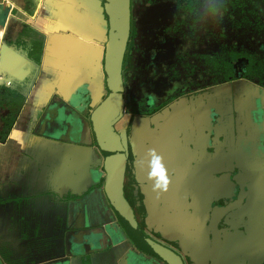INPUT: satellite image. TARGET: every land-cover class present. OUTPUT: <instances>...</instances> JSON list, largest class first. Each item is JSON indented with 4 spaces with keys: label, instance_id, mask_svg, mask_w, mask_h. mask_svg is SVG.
<instances>
[{
    "label": "crops",
    "instance_id": "0c3cea01",
    "mask_svg": "<svg viewBox=\"0 0 264 264\" xmlns=\"http://www.w3.org/2000/svg\"><path fill=\"white\" fill-rule=\"evenodd\" d=\"M108 27L104 0H0V38L6 39L0 44V81L18 78L6 84L25 96L7 136L0 138V196H54L48 208L40 207L42 216L33 214L25 223L28 236L0 253L1 260L171 264L134 241L140 231L166 253H179L185 264H212L205 226L221 193H232V173L240 169L256 181L252 199L239 211L242 220L224 228L230 232L213 264H264V85L237 72L212 90L172 101L161 113H126L117 120L115 131L128 155L119 199L124 204L117 211L101 184L105 160L91 120L92 109L107 95ZM13 129L24 132L23 146L9 138ZM149 149L163 156L172 179L159 198L147 175ZM73 200L80 203L69 216ZM40 201L33 203V213ZM252 206L261 215L244 221ZM46 209L66 224L47 220ZM58 228L67 229L62 247L59 237L45 233Z\"/></svg>",
    "mask_w": 264,
    "mask_h": 264
},
{
    "label": "flooded vegetation",
    "instance_id": "af4514ba",
    "mask_svg": "<svg viewBox=\"0 0 264 264\" xmlns=\"http://www.w3.org/2000/svg\"><path fill=\"white\" fill-rule=\"evenodd\" d=\"M249 1L130 0L131 27L122 65L125 102L118 120L126 113L148 116L161 113L172 101L186 94L196 95L203 90H212L219 83L234 79L238 76L237 72L242 77L264 85V0H251L252 5ZM232 31L254 32L241 40L236 39L237 33L232 36ZM221 53L225 56L231 55L228 59L233 69L231 74L222 78ZM256 66L260 76L252 70ZM0 108V138L3 139L8 134L4 131V120L9 107L3 104ZM255 159L254 151L251 160L254 162ZM255 165L251 163V168ZM253 173L254 170L251 171L252 175ZM232 175V193H221L205 226V232L212 241V248L207 246L205 250L210 254L212 264L221 242L227 239L230 232L224 228L229 229L228 224L233 223V220H242L239 219V211L242 210L243 203L251 201L252 183L256 182H253L250 174L243 173L240 169H235ZM102 180L101 184H105L104 178ZM239 181L244 184L245 197L242 199L238 196ZM51 199L53 198L46 199L44 203L40 201L43 205L38 206L37 211L42 210L40 207L48 208ZM230 204L235 206L229 208ZM24 205L22 200H16L14 196L0 198L2 255L16 239L28 236L30 229L25 227L27 221ZM223 210L224 213L220 214ZM260 210L255 206L247 209L248 215L247 218L244 217V221L256 220L261 215ZM54 212L53 209H46L47 220L54 219ZM40 229L34 230H43ZM45 233L46 237L57 236L62 240L57 229H46ZM59 245L63 246V240ZM54 248L57 247L51 248V252ZM173 253L179 259L176 264H185L179 253ZM1 258L0 264H6ZM18 261L20 264L19 258Z\"/></svg>",
    "mask_w": 264,
    "mask_h": 264
},
{
    "label": "water",
    "instance_id": "95a60500",
    "mask_svg": "<svg viewBox=\"0 0 264 264\" xmlns=\"http://www.w3.org/2000/svg\"><path fill=\"white\" fill-rule=\"evenodd\" d=\"M104 11L109 24L105 47L107 95L92 109L91 120L98 145L105 156V189L111 203L119 211L124 204L119 199L123 197L128 155L115 131V124L123 113L125 102L122 65L131 27L130 0H104ZM133 239L149 251L161 253L171 264L179 261L176 253H166L140 231L133 234Z\"/></svg>",
    "mask_w": 264,
    "mask_h": 264
},
{
    "label": "trees",
    "instance_id": "16d2710c",
    "mask_svg": "<svg viewBox=\"0 0 264 264\" xmlns=\"http://www.w3.org/2000/svg\"><path fill=\"white\" fill-rule=\"evenodd\" d=\"M7 43L9 45H12L8 41H7ZM7 48H8V46H7ZM230 56L229 55L225 56L222 53L220 55V62L223 61V63H225L224 67L226 66L225 76L231 74V72H232V70H231L232 69V63L230 62V59H228ZM4 60H5V57H4ZM14 60L16 61L17 59L15 58ZM21 60L24 61V58H21ZM4 65H5V63H4ZM21 66H22V63L19 65V67L15 68V70L14 69H12V70L17 73ZM220 67L222 68L223 64L220 63ZM221 68H220V70H221ZM252 70L258 71L259 68H258V66H256V69L252 68ZM24 101H25V96L18 89H15L11 86H8L6 83L0 84V105L6 104L9 107V112H8V114L4 120L5 125H6L5 130H4L5 133H7L8 130L11 128V125L13 124L14 120L16 119V117L19 113V110L21 108V105ZM241 182L239 181L240 194H238V196L242 199L245 197V190H244V184H243V182L241 184ZM233 205L235 206V204H230L229 208L233 207ZM217 207L222 208L219 206H217ZM226 209H228V208H226ZM225 210H223V212H221L220 214H223Z\"/></svg>",
    "mask_w": 264,
    "mask_h": 264
},
{
    "label": "rangeland",
    "instance_id": "374dc122",
    "mask_svg": "<svg viewBox=\"0 0 264 264\" xmlns=\"http://www.w3.org/2000/svg\"><path fill=\"white\" fill-rule=\"evenodd\" d=\"M242 1H243V0H242ZM247 2H248V1H247ZM249 2L251 3V5L253 4V2H252L251 0H250ZM252 32H254V31H232V33H233L232 36H233L235 33H237V35H236V39L245 40L243 37L246 36V35H249V33H252ZM238 33H240V35H238ZM1 42H4V39L0 38V44H1ZM225 62H226V61H225ZM220 63L223 64V67L221 68V74H220V78H222V77L225 76V71H226L225 68H226V66L224 67L225 63H223V61H221ZM231 70H233V69H231ZM255 73H257V76H260V74H261V73H258V72H256V71H255ZM27 74H28V73H27ZM11 75H13V74H11ZM252 75H253V72H252ZM8 78H11L10 80H11V82H13V83H16V81L19 80L18 78L14 77V76H9V75H7L6 78H5L4 80L0 81V84H2V83H9L10 81H9V82H6V81H5V80L8 79ZM8 80H9V79H8ZM11 82H10V84H11ZM19 85H20V84H19ZM0 111H2L1 108H0ZM124 141L126 142V138H124ZM45 188H46V187H43L42 189H45ZM45 191H46V190H45ZM47 191H48V190H47ZM45 194H46V192H44L43 195H45ZM50 194H51V195L47 194L48 196H43V195L38 196V195H37V197H35V196H25V197H20V200H22V202L25 203V205H24L25 209H29V210H30V213H28V212H24V216H25L27 222H29V221H31V220L33 219V214H39L40 216H42V215L44 214L43 212L40 213V211H36L35 213H33V203H34L36 200H38V199H40V200L44 203V202H46V199L54 198V196H52V192H50ZM0 198H1V196H0ZM57 198H59V203H60V199H61V197H57ZM83 200H84V203H85V200L87 201V197H86V198H83ZM79 203H80V201H79V202H76V200H73V202H72V201H69V209H70V211H69V216H72V215L74 214V211L77 212L76 209L79 207V206H77V204H79ZM38 205H39V203H38ZM60 207H62V206H60ZM74 207H76V209H75ZM61 209H63V208H61ZM40 216H39L38 219H40ZM15 219H17V217H15ZM62 219H63V216H62V215H60L59 217L56 218V220L59 221V224H61V225L66 224V223H65V220H62ZM54 220H55V218H54ZM56 220H55V221H56ZM40 230H42V229H40ZM65 230H67V229H65V228H58V229H57V232L59 233L58 235L62 237V240H63V241H64V239H63V235H64V233H65ZM69 230H71V229H69ZM69 235H70V234H69ZM69 235L67 234V236L70 238ZM62 240L60 241L59 244L62 243ZM65 240H66V239H65ZM232 241H233L232 239H228L227 242H230V243H227V246H231V242H232ZM14 253H15V252H14ZM204 254H205V252H204Z\"/></svg>",
    "mask_w": 264,
    "mask_h": 264
},
{
    "label": "clouds",
    "instance_id": "9594fccd",
    "mask_svg": "<svg viewBox=\"0 0 264 264\" xmlns=\"http://www.w3.org/2000/svg\"><path fill=\"white\" fill-rule=\"evenodd\" d=\"M24 135V132L13 129L10 133L9 138L17 141L23 146ZM147 166L148 169H150L147 173L148 179L153 182L152 190L157 194V197L159 198L160 195L165 194L170 190L172 179L169 174V169L164 162L163 156L160 155L156 149L148 150Z\"/></svg>",
    "mask_w": 264,
    "mask_h": 264
}]
</instances>
